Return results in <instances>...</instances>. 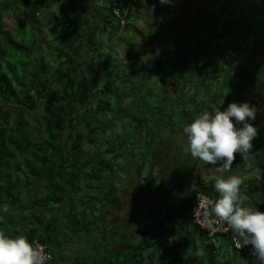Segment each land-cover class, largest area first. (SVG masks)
Returning <instances> with one entry per match:
<instances>
[{"label":"trees","instance_id":"16d2710c","mask_svg":"<svg viewBox=\"0 0 264 264\" xmlns=\"http://www.w3.org/2000/svg\"><path fill=\"white\" fill-rule=\"evenodd\" d=\"M5 1L0 3V19L3 12L8 15L13 8H25L30 3L13 0L11 10H5ZM153 2H111L107 16L118 24L115 28L103 26L102 31L120 29L112 11L114 4L120 14L126 11L127 21L134 12L141 19L149 13L158 24L160 20L165 24V16L160 13L162 4L152 14L151 9L157 7ZM177 4L179 0L172 4L174 9ZM210 7L218 14L211 13ZM208 8L197 9L195 21L183 38L176 24L165 31L162 40L164 28H159L162 32L153 33L150 29L146 35L142 34L139 43L149 41L143 53L154 54L152 76L159 92L147 85L149 73L144 74L149 67L147 63H140L142 67H135L137 70L132 63L121 64L123 75L115 81L114 74L102 70L101 63L91 56L97 52L93 37L87 41L85 55L89 62H85V74L66 71L65 66L75 63V49L84 43L86 33L69 24V16L63 18L64 26H54V44L33 35L27 39V28L32 30L37 22L25 14L15 18L18 29L14 33L0 22V209H6L0 210V232L22 234L29 242L44 245L53 259L51 247L56 240L74 241L77 233H90L93 229L105 233L110 200L126 177L132 182L134 194L149 206L141 210L144 220L155 219L151 202L157 199L154 192L165 178L151 169L160 161L157 146L163 143L162 131L168 130L176 138L183 136L180 132L185 124L202 111L216 109V103L221 104L224 99L227 102L225 97L237 92L243 80L248 92L255 89L264 95L256 87L264 76V53L258 51L264 49V0H223L217 11L215 3ZM12 15L15 14H9ZM59 20L49 17L46 21L54 25ZM22 22L29 26H23ZM128 23L121 29L125 30ZM167 32L175 33V41L181 44L173 41L170 45ZM19 35L27 38L19 39ZM174 50V55L184 57L181 63L171 62ZM176 70L180 73L177 77ZM136 77L137 84L133 85ZM120 87L125 91L119 92ZM126 94L133 97L130 107L122 105ZM40 103L45 113L42 118L33 113ZM61 106L66 109L62 115ZM262 113L259 119L251 120L260 132L254 137L259 143H264ZM177 115L181 117L178 122L174 120ZM176 156L170 154L172 158ZM132 165L134 174L130 171ZM213 184L197 181L186 197L172 200V209L157 221L158 225L143 221L142 236L136 241L128 264H217L216 257L223 256L222 245L231 247L242 264H255L254 256L247 257L233 247L231 231L227 235H214L217 242L214 254L209 233L192 222L195 195L202 193L215 200ZM240 189L252 206L264 212L252 199L256 192L254 183L242 182Z\"/></svg>","mask_w":264,"mask_h":264},{"label":"crops","instance_id":"0c3cea01","mask_svg":"<svg viewBox=\"0 0 264 264\" xmlns=\"http://www.w3.org/2000/svg\"><path fill=\"white\" fill-rule=\"evenodd\" d=\"M2 1L4 0H0V3ZM12 1H5V10H11ZM115 1L55 0L52 4L60 11L61 20L55 21L53 26H64L65 19L63 18L69 16V24L79 26L81 31L86 32L84 43L79 44L84 47L86 54L88 38L98 36V29L101 30L103 26H111L107 10L111 2ZM1 8L0 6V11ZM105 9L106 11H104ZM4 24L6 25V23ZM91 32L94 34L92 35ZM78 51L80 54V50ZM75 55H77V47ZM86 62H89V59ZM74 65L75 63L68 64L65 67L66 71L71 72ZM253 122L255 121H250L256 128ZM256 129V135L260 134L258 127ZM162 133L169 134L170 132L165 130ZM183 136H179V138L171 136L172 139L167 142L163 140V143L157 146V156L160 161L155 163L151 170L152 173L156 170V173L159 172L165 179L161 180L158 189L154 192L157 199L151 202L155 219L144 220V211L141 213V210L146 208L145 205L149 206L143 198L134 194V187L128 177L122 178L119 183L121 184L120 189L114 193L113 199L110 200L109 213L104 214L106 216L105 233L93 229L90 233L88 231L77 233L74 241L63 243L61 238L56 240L51 247L53 259L48 264H128L134 252L136 241L142 236L143 221L150 225H158L157 221L165 217L168 210L172 209L170 203L172 204L173 199L186 197L199 180L214 183L217 176L216 166L205 164L190 155L184 154V151L181 150L186 145V138ZM172 153L173 155L177 154V156L175 158L170 157ZM130 171L131 174H134V165ZM166 171L167 173H165ZM224 175H237L243 178V182L254 183L256 192L252 195V199L264 209V190L260 191V187L264 185V143H259L253 138L249 153L244 160L238 153H234L232 164ZM246 203L252 206V201L249 198H247Z\"/></svg>","mask_w":264,"mask_h":264},{"label":"clouds","instance_id":"9594fccd","mask_svg":"<svg viewBox=\"0 0 264 264\" xmlns=\"http://www.w3.org/2000/svg\"><path fill=\"white\" fill-rule=\"evenodd\" d=\"M159 3L170 4L171 0H159ZM255 111L247 102L232 101L223 109L196 114L182 128L186 138L183 151L205 164L216 166L213 189L217 198L210 202L205 217L227 225L224 231H231L234 247L240 249L250 245L255 264H264V212L246 203V196L240 189L242 177L224 175L232 164L234 153L242 160L249 153L251 141L257 134L250 123ZM208 228L213 230L211 222ZM39 255L34 242H29L24 235L0 232V264H39Z\"/></svg>","mask_w":264,"mask_h":264},{"label":"rangeland","instance_id":"374dc122","mask_svg":"<svg viewBox=\"0 0 264 264\" xmlns=\"http://www.w3.org/2000/svg\"><path fill=\"white\" fill-rule=\"evenodd\" d=\"M55 0H30L29 5H27V7L25 8H18L17 10L13 8V12L10 11L9 14H15L12 16H9L5 14V12H3L1 14L2 19H0V22L2 23H6V28L8 30H12L13 29V33L18 29V23L15 21L17 18V16H21V15H27L30 17V19L33 21L37 22V26H33L31 23V25L33 26L32 30H30V28H27V33L26 36L29 37H24L19 35V38H27L28 40H30L32 37L31 35H33V37L38 38L39 40H44V41H49V42H53L55 41V29L54 26L52 27V23H49L48 21H46L47 19H49V17H51L52 19L56 18V19H60V11L57 9L56 6H53V2ZM113 1V0H110ZM175 1L177 0H171L170 4H162L163 9H160V13L163 15V17L165 16V24L162 20H160L162 17L160 16V23L159 24H164L163 26H160L157 23V20L154 19V16H151L149 13L146 15L145 14V18L141 19L140 17H137V14L132 13V16L129 17V22L127 28L124 30L120 29L117 30H112L109 29V33L111 31V34H109L106 31H102L98 29V36L95 35V37L93 36V40L96 41L95 42V48L97 49L96 53H93L91 55H93L95 62H100V67L102 70H106L109 71L110 73L114 74V78L115 81L117 80V78H121V76L123 75L122 70L124 69L123 66H121V64H126V63H132L133 68L138 67L141 68L142 66L140 65V63H143L144 65L147 63L148 69L145 70L144 74L148 75L147 78V85L150 86L149 89L151 90H157V92H159V87L158 84L156 83V78L152 76L153 74V68H152V63H153V55L151 54L149 55L148 53H143V50H146L145 48V44L149 45V41L145 40L143 43H139L141 41V37L142 34L144 33V35H146L148 33V31H150V29L153 31V33L157 32H162L163 28L164 31L160 34L161 40L163 39V37L165 36L164 34L166 33L165 31L168 30L171 25L176 24V26H178V31H179V36H181L182 38L187 34L188 29L190 28V25L193 24V22L195 21L196 18V12L197 9H199L200 7H204L206 6V8H208L209 4L215 3V8L216 11L218 10V8L220 7L221 3L223 2V0H216V1H211L210 3H208L209 0H189L186 3H182V1L179 0V4L175 5V9H174V4ZM143 3L146 4V0H143ZM189 3V4H187ZM153 4H156L157 7L155 6V8L151 9L152 14H154V12L157 10L158 6H159V0H154ZM58 5V3H57ZM154 6V5H153ZM152 6V7H153ZM151 8V7H150ZM141 11H143V8L140 7L139 8ZM208 10L213 13L214 15L218 14L217 12L213 11V8H208ZM177 12H181L180 14H177ZM8 12V11H7ZM165 12H169L166 15L169 16L172 20L170 23L168 20V17L165 15ZM149 15V16H148ZM49 16V17H48ZM157 18V17H156ZM110 20V25L115 28L117 26V21L114 20L113 18H109ZM178 20V21H177ZM145 21V22H144ZM177 21V23H175ZM260 24V22H259ZM23 26H29L28 24H23ZM21 25V26H22ZM109 27V26H108ZM159 28H162L161 31H159ZM172 29V28H171ZM174 29V27H173ZM33 33V34H32ZM173 32H167V42L172 45L171 42L175 41V37H174ZM91 35V34H89ZM18 36V35H17ZM159 36V35H158ZM91 37V36H90ZM177 42V41H175ZM139 43V44H138ZM138 44V45H137ZM181 43H179V40L177 42V45H180ZM193 44L191 43L190 46H192ZM43 48H45L42 45ZM56 47V46H55ZM159 46H156V50ZM179 47V46H178ZM215 46H213L214 48ZM36 48V47H35ZM54 48V47H53ZM78 50H80V54H78ZM84 47L81 45L77 46V55H76V62L75 65L72 66L73 67V72L77 73L78 75H84L85 74V62L89 59L87 55H85L84 53ZM259 53H264V49H258ZM174 51H172V54H170V56L172 57L171 62H178L181 63L182 59L184 57H182V55L176 56L174 55ZM95 55V56H94ZM156 55V54H155ZM31 56L33 57V51L31 53ZM165 56V55H164ZM194 62V61H192ZM149 63V64H148ZM191 66L190 64L187 65ZM66 67V66H65ZM192 68V66H191ZM125 69H129V68H125ZM131 69V68H130ZM137 70V68H135ZM101 71V70H99ZM179 70H176L174 73V76L177 77L178 74H180L178 72ZM101 74V73H99ZM141 74H137V77H139ZM137 77L132 80L133 81V85L137 84L136 83V79ZM122 80V79H121ZM120 81V80H118ZM117 81V83H118ZM130 81V82H132ZM123 83H126L125 81L122 80ZM129 82V81H128ZM144 82V81H143ZM114 85L116 83H113ZM157 84V85H156ZM241 84L243 85H239V87L237 88V92H232L230 93L229 96L225 97V99L223 100V104H218L216 103L217 108L216 109H223V107H225L229 102L235 101V102H247L250 106L255 108V118L253 120L259 119L261 114H263L262 112L264 111V95L260 94L258 91H256L255 89H249V92H252V94H250L248 92V90L246 89L245 86V80H243L241 82ZM256 87L261 89V91L264 93V76L260 77L259 81L256 84ZM155 88V89H153ZM119 92L125 91V89H121V87L119 88ZM211 89H213V87H211ZM246 89V90H245ZM199 91H201V88H199ZM256 93V96L260 95L259 97L254 96L253 94ZM128 95L126 98H124L123 96V101H122V105H124V107H130L133 104V97L130 94H126ZM254 97H253V96ZM225 103V104H224ZM213 104V103H212ZM223 105V106H222ZM167 108H170V105L167 103ZM214 108V105H212ZM215 106V107H216ZM65 106H61V115L64 113L65 111ZM35 116H37L38 118H42L45 113H44V106L40 104H38L37 110L33 112ZM181 119V117H179L178 115L175 116L174 120L176 122H178ZM63 124V122H62ZM172 135H168L165 134L163 135V140H170ZM70 137V136H69ZM173 138H175V136L173 135ZM147 154V153H146ZM146 156V155H145ZM255 161V160H254ZM148 167V166H147ZM150 167V166H149ZM148 167V168H149ZM150 172V171H149ZM156 172V170L154 171V173ZM119 174V171H118ZM155 177L157 176L156 174L154 175ZM153 183H157V179L154 178ZM119 187H121L119 185ZM140 188V187H139ZM264 190V185L262 187H260V191ZM247 200V197H246ZM55 211V210H54ZM57 214V213H55ZM199 253H201V250H197ZM221 255L220 257H216V261L217 264H220V262L226 261L228 262V264H230V262L228 260H231V264H233V262L235 264H242L241 259L237 256L234 257V251L232 250L231 247L229 246H221ZM224 264V263H222Z\"/></svg>","mask_w":264,"mask_h":264},{"label":"built area","instance_id":"2783aa9c","mask_svg":"<svg viewBox=\"0 0 264 264\" xmlns=\"http://www.w3.org/2000/svg\"><path fill=\"white\" fill-rule=\"evenodd\" d=\"M112 11L116 17L119 18L120 25L123 26L125 24V12L124 14H120L116 4L113 5ZM214 201L212 197H208L202 193H197L195 195V205L192 209V216H193V223L198 225L201 229L206 230L209 234L208 236L211 238V243L215 248V251H213L214 254H216V249H217V242L216 239L214 238V235H227L228 232L230 231H224V229L227 227L223 222H220L216 219L212 218H206L204 213L206 210L210 209V202ZM209 222L212 223L213 225V230H209L208 224ZM232 241V239H231ZM34 242V246L36 250L38 251L39 255V264H45L48 261L51 260V254L49 251L46 249V247L36 241ZM234 247V245H233ZM235 248V247H234ZM236 249V248H235ZM240 251H243L247 257H253L252 252H251V246H243L240 249H237Z\"/></svg>","mask_w":264,"mask_h":264}]
</instances>
